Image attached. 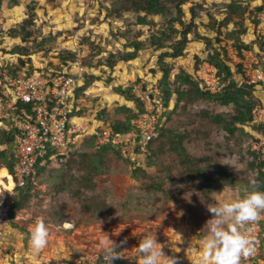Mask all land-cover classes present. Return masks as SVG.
<instances>
[{"label": "rangeland", "instance_id": "1", "mask_svg": "<svg viewBox=\"0 0 264 264\" xmlns=\"http://www.w3.org/2000/svg\"><path fill=\"white\" fill-rule=\"evenodd\" d=\"M113 1L117 0H18V5L1 1L0 62L10 59L20 64L19 58L7 53L17 46L31 47L36 53L31 71L41 67L63 71L72 57L70 50L78 49L88 68L87 77L96 79L77 96L81 112L91 121L127 125L138 112L133 87L143 81L161 85L162 73L157 66L161 51L145 47L133 64L117 61L114 68L110 67L112 57L120 59L123 55L117 52L122 43L116 37L125 32L127 19H133L123 11V7H130L131 0H118L116 6H111ZM174 3L170 1L169 6ZM194 4L202 14L191 35L201 40L196 46L203 54L200 59L220 50L221 58L233 71V79L239 85L245 84L240 56L236 58L234 53L245 48L243 43L261 44L256 28L263 24L264 30L259 18L264 14V0H189L183 9L188 13ZM231 7L236 9L231 11ZM34 12L39 21L33 22L31 29L33 44L11 38L9 32ZM171 17H152L157 23L155 31L167 28ZM185 21L189 23V14ZM176 26L181 29L178 23ZM136 29L150 32L147 27ZM192 52L180 61L164 59L174 67L169 84L162 86L170 91L166 94L169 109L165 126L152 144L151 158L139 157V165L129 163L116 150L97 148L86 139L69 157L40 169L30 198L25 200L16 191L1 188L0 240L5 239L1 255L13 257L10 264H47L45 261L57 258L77 261L83 255L102 252L103 233L116 243L127 240L118 249L127 260L140 263L136 249L139 240L155 232L158 242L169 245L163 249L166 256L187 257L191 238L195 235L200 241L205 235L202 228L212 216L206 206L239 199L244 189L251 190L263 159L262 152L252 145L264 141V128L236 121L244 112L247 98H242L238 106L224 105L203 89L193 75L199 60ZM182 73H188L190 80L177 79ZM248 99L254 107L264 106V81L254 87ZM15 197L21 205L15 218L9 220L8 214L2 226L1 212L12 205ZM37 219L44 220L49 229L47 245L39 252L34 251L30 241ZM179 219L192 224L193 232L184 231ZM13 239H18L19 250L16 242L11 246ZM16 252L20 253L18 258H14Z\"/></svg>", "mask_w": 264, "mask_h": 264}, {"label": "built area", "instance_id": "2", "mask_svg": "<svg viewBox=\"0 0 264 264\" xmlns=\"http://www.w3.org/2000/svg\"><path fill=\"white\" fill-rule=\"evenodd\" d=\"M264 22V14L259 17ZM263 24L256 28L257 40L263 46L255 44L253 49H236L235 57L239 58L248 85H258L264 81V30ZM13 61L10 62L12 66ZM88 75L82 57L77 53L74 62L67 64L63 71L52 67H41L30 70L29 66L12 69L0 62V127L14 130V144L19 161L12 176L14 189L25 186L27 179L36 185V165L45 159L50 151H55L51 159L69 157L81 146L82 141L94 139L97 148L114 146L121 157L129 163L140 164V158L150 155V143L156 137L159 127L165 121V104L163 93L157 82L143 81L133 87L136 98L143 104V111L133 120L127 133H118L110 122L86 120L77 113L80 108L76 101V91L81 81ZM195 79L211 94L220 93L225 84L218 76L216 67L201 63L194 70ZM19 112V113H18ZM253 123L264 126V106H256L252 112ZM254 150L261 151L264 160V141L253 143ZM140 157V158H139ZM62 160V158H61ZM8 207L2 212L1 225L8 221ZM247 229L252 240L254 251L243 256L241 264H261L257 261L264 237V212L260 219L242 226ZM1 236V235H0ZM114 264H140L137 260L125 259L122 254ZM102 252L83 255L77 261L57 258L47 264H103ZM5 261L0 255V263Z\"/></svg>", "mask_w": 264, "mask_h": 264}, {"label": "trees", "instance_id": "3", "mask_svg": "<svg viewBox=\"0 0 264 264\" xmlns=\"http://www.w3.org/2000/svg\"><path fill=\"white\" fill-rule=\"evenodd\" d=\"M1 1L3 0H0V2ZM9 1H11L14 5H18V0H9ZM170 1L175 2L173 7L169 6ZM130 2H131L130 7L129 6L123 7L128 12H126V10L124 9L123 11L124 13L129 14L128 16L133 18L132 22L127 19L126 22L128 23V25L124 26L125 32H122L120 36L116 37V39H118L119 42L122 43L121 45L122 49H118L117 52H122L123 55H121L122 58L120 59H118L117 57H112L113 61H110V67L114 68L118 64L117 61L129 62L136 59L139 53L143 51L145 47L151 48L153 52L161 51L160 58L158 59L157 62V66L159 65L158 68L160 67L159 71L162 73V79H161V85L158 82L157 84L163 93V101L166 108V111L164 113L165 115L167 109H169V103H168L169 99L167 98L166 94H170V91L166 89L164 91V88L162 86L165 84H169L170 73L174 67L173 64L169 65V63L164 61V59L168 58V59H172L173 61L181 59L184 56H186L187 48L191 42L201 41L198 40L199 38L197 39L192 38L191 35L193 34L194 31L193 29L196 25L195 23L196 20L200 19L201 18L200 15L202 14H200L199 11L197 10V6H198L197 4L192 5L189 8L188 13L183 9V7L187 3H189V0H131ZM118 3H119L118 0L116 2L113 1L111 6H116ZM121 4H124L123 1H121ZM173 9H175V11H173ZM230 9L231 11H234L236 8L231 7ZM188 14H189V23L185 21L186 15ZM165 15L172 16L167 21V28L156 29L157 31H155V27L157 23L152 17L165 16ZM128 16L125 15V19L129 18ZM38 18L39 15H37L35 12L32 14L29 13L28 18L25 19L20 24L19 28H16L11 32H9V36L13 39L20 40V42L22 43L29 42V44L32 45L33 43H30L31 42L30 39L34 35L31 32V29L33 27V22H36L37 24V22L39 21L36 20ZM129 22H131L132 25H130ZM177 23L181 26V29L176 26ZM223 25H225V23H222V26ZM137 27L138 28L147 27L148 30H150V32L145 33L144 31H140V29H136ZM219 30L220 29L218 28V32H220ZM205 40H208V38H205ZM255 44L257 43H254L252 45L248 43H243L246 49H253ZM257 45L263 46L262 42L261 44H257ZM70 51L72 57L70 58V60L66 61V64L70 62H74L77 53H79L78 49H72ZM34 52H35L34 49H32L31 47L17 46L13 50H11L10 53L7 54H10L11 56L16 57L17 59L19 58L18 60H20V64L13 62L12 66H10V62H9L10 59L4 60L3 63H6L8 67H11L12 69L15 70L22 69L25 66L26 67L29 66L30 68V66H34V62H32L33 56L36 57V53ZM221 55L222 54L220 53V50L215 49L213 52L208 53L207 57L204 59H200L201 57L197 56L196 58L199 60V62L194 66L193 69L196 70L198 66L203 62H209L213 64L217 69L218 76L225 84V87L220 93L214 94L212 97L216 100H220L224 105L234 104L235 106L239 105V102L242 98H247V101L244 102V112L240 113V116L237 117L236 121H238L241 124L253 123L252 112L256 107H254L255 104L251 102L250 99L248 98L252 96L253 89L254 87H256V85H248L246 83L239 85L235 81V79H233V71L230 65H228L226 61L221 58ZM82 61L84 62V57H82ZM153 73L155 72L153 71ZM183 74L185 73L177 75V79H180L182 81L190 80V75H188V73L186 75ZM84 80H85L84 83L76 91V97H75L76 101H78L77 96L80 93L86 92L87 89L91 87V85L94 83L96 79L95 80L93 78L90 79V77H87V75H85ZM226 82L228 84H226ZM199 84L201 85L200 82ZM134 100L136 101L137 104L139 103L137 114H135L134 117L131 118L130 123H128L123 127H116L112 124L116 132L127 133L131 129L132 126L131 122L135 120L139 112L143 111L144 109L143 104L136 98ZM215 119L216 121L220 120L219 117H215ZM164 124L165 121L163 125L159 127L156 137L150 143L149 146L150 155L145 158L146 160L153 156L152 144L155 142V140H157L160 132L165 126ZM259 126H262L264 128L263 125H259ZM0 132L3 135V140L0 141V165H4L5 167L1 169H6L11 175H13L15 173V166L19 161L18 157L16 156V150L14 144L15 131L14 130L8 131L4 126H1ZM94 139H96V137H94ZM94 139L92 138L90 140L94 141ZM102 148L113 149L117 151V149L112 145L103 146ZM55 153H56L55 151H50V153L45 157V159H41L38 161L36 165L37 173L40 171V169H42L45 166V164H49L57 160L59 161L61 160V158L62 160L66 158V157H60L58 155L56 159H51L52 154ZM72 154L73 153H71V155ZM257 158L259 159V157ZM135 164L138 165L137 163ZM260 166L261 167L258 171L256 184L259 190H264V160L263 159L261 160ZM10 183L13 185V182L10 181ZM34 186L35 185L33 184V181L29 178L27 179L25 186L22 188H18L17 192L20 194L21 197L25 198L26 200L30 198ZM20 205H21V200L15 197L13 199L12 205L8 207L9 220H13L15 218L16 215L15 211L17 208L20 207ZM263 260H264V237H262V247L260 249V255L257 261L262 262ZM257 264L259 263L257 262Z\"/></svg>", "mask_w": 264, "mask_h": 264}, {"label": "clouds", "instance_id": "4", "mask_svg": "<svg viewBox=\"0 0 264 264\" xmlns=\"http://www.w3.org/2000/svg\"><path fill=\"white\" fill-rule=\"evenodd\" d=\"M212 214L203 226L205 235L200 238V264H241L243 256L254 251L252 240L246 228L242 227L260 219L264 212V190H259L253 182L251 190L244 189L239 199L211 203L206 206ZM102 241L103 264H114L121 259L119 251L127 240L116 243L107 233ZM49 229L42 219H37L30 233V241L34 251L39 252L46 247ZM169 245L157 240L156 232L140 238L137 253L140 264H177L175 256H166L163 249Z\"/></svg>", "mask_w": 264, "mask_h": 264}, {"label": "crops", "instance_id": "5", "mask_svg": "<svg viewBox=\"0 0 264 264\" xmlns=\"http://www.w3.org/2000/svg\"><path fill=\"white\" fill-rule=\"evenodd\" d=\"M199 42L198 41H193V42H191L190 44H189V46H188V48H187V51H186V56H184L183 58H186V57H188L189 55H191V52H192V50H193V52H192V54L194 55V56H199V57H201L203 54L202 53H198V51L196 50V46H197V44H198ZM142 52V51H141ZM140 52V53H141ZM140 55V54H139ZM138 55V56H139ZM183 58H181V59H183ZM181 59H179L178 61H180ZM135 60V59H134ZM134 60H132V61H129V62H124V63H132L133 64V62H135ZM42 66H45L44 64H42ZM88 69V68H87ZM194 70V69H193ZM145 78H148V77H145ZM154 80V77H152L151 78V80ZM142 80H144V79H142ZM84 81L85 80H83V81H81L80 83H81V85L84 83ZM79 107V106H78ZM80 108V111L77 113L79 116H81V117H85V115L83 114V112H81V107H79ZM85 119L86 120H90V119H88L87 117H85ZM175 219V218H174ZM180 220V219H179ZM180 221H182V222H180L182 225H184V231L185 230H188V231H190L191 233L193 232V225L192 224H190V223H188V224H186V222L185 221H183V220H180ZM177 223V221L175 222V224ZM1 231V230H0ZM17 231V230H16ZM19 232V231H18ZM12 234H14V233H12ZM0 235H1V233H0ZM194 238L192 239L191 238V240H190V247L188 248L189 249V255L187 256V257H184V256H181V255H178L177 257H176V259H177V264H200V260H201V252L199 251V249H200V241L199 240H197V239H195V235L193 236ZM5 239L4 238H2V241L0 240V255H1V249L2 250H4V248H5V246H3L4 245V241ZM10 242H12L11 244V246H13V244H14V242H16L18 245H17V247L16 248H18L17 250H19V241H18V239H13V240H11ZM164 244H166L165 242H163ZM175 245V244H174ZM173 245V246H174ZM192 246V247H191ZM164 253H165V251H164ZM18 256H20V253H18V252H16L15 253V255H14V258H18ZM171 257V256H170ZM11 258H13V257H10L9 255H6L5 257H4V259H5V261L3 262V263H0V264H10L9 262H10V259ZM51 260H53V259H51ZM51 260H49V261H51ZM69 260V259H68ZM48 261V262H49ZM37 262V261H36ZM47 261H45V263H48ZM18 264H21L20 262L18 263ZM29 264H32V263H29ZM261 264H264V260L261 262Z\"/></svg>", "mask_w": 264, "mask_h": 264}, {"label": "bare ground", "instance_id": "6", "mask_svg": "<svg viewBox=\"0 0 264 264\" xmlns=\"http://www.w3.org/2000/svg\"><path fill=\"white\" fill-rule=\"evenodd\" d=\"M9 172L6 169H1L0 170V190L1 188H6L8 190H13L14 189V182L13 185L11 183L6 182L12 180L11 174L9 176ZM13 181V180H12Z\"/></svg>", "mask_w": 264, "mask_h": 264}]
</instances>
